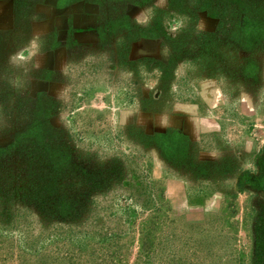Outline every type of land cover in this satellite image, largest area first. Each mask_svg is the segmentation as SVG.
Masks as SVG:
<instances>
[{"label": "rangeland", "instance_id": "obj_1", "mask_svg": "<svg viewBox=\"0 0 264 264\" xmlns=\"http://www.w3.org/2000/svg\"><path fill=\"white\" fill-rule=\"evenodd\" d=\"M263 179L264 0H0V264H264Z\"/></svg>", "mask_w": 264, "mask_h": 264}, {"label": "trees", "instance_id": "obj_2", "mask_svg": "<svg viewBox=\"0 0 264 264\" xmlns=\"http://www.w3.org/2000/svg\"><path fill=\"white\" fill-rule=\"evenodd\" d=\"M174 137L175 138H174L173 142H178V141H181V138L184 137V136L182 134H179V135L176 134ZM246 180H249L250 181L251 178H247V175L246 174L245 175H242L240 177V184L238 186L239 189H243L245 187V183L247 182ZM250 183L253 184V185L255 184L252 181ZM260 185H261V187H264V179L260 181Z\"/></svg>", "mask_w": 264, "mask_h": 264}]
</instances>
